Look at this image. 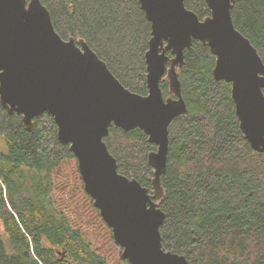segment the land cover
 <instances>
[{
	"label": "trees",
	"instance_id": "obj_1",
	"mask_svg": "<svg viewBox=\"0 0 264 264\" xmlns=\"http://www.w3.org/2000/svg\"><path fill=\"white\" fill-rule=\"evenodd\" d=\"M39 1L63 40H83L125 88L147 93L151 28L138 0ZM184 5L199 19L209 15L205 0ZM230 14L264 64V0H233ZM214 60L198 40L183 50L178 80L187 113L168 127L161 247L187 264H264V152L243 137L230 84L212 77ZM159 86L164 98L173 95L167 80ZM103 141L118 173L151 193L147 154L156 147L144 132L112 126ZM0 264H130L85 192L54 118L43 112L26 129L1 104Z\"/></svg>",
	"mask_w": 264,
	"mask_h": 264
},
{
	"label": "water",
	"instance_id": "obj_2",
	"mask_svg": "<svg viewBox=\"0 0 264 264\" xmlns=\"http://www.w3.org/2000/svg\"><path fill=\"white\" fill-rule=\"evenodd\" d=\"M205 2L209 15L199 19L184 0H138L151 28L144 54L147 93L139 95L125 88L83 40H63L39 0H0V104L20 114L26 129L43 112L54 118L57 138L69 144L85 192L130 264H187L183 255L161 247L164 213L157 203L163 194L168 127L187 113L178 69L192 40L214 55V81L230 84L243 137L264 152V64L232 23L233 0ZM161 80L168 81L175 98L163 97ZM112 126L124 132L138 128L155 145L147 154L151 193L118 173L103 141Z\"/></svg>",
	"mask_w": 264,
	"mask_h": 264
},
{
	"label": "flooded vegetation",
	"instance_id": "obj_3",
	"mask_svg": "<svg viewBox=\"0 0 264 264\" xmlns=\"http://www.w3.org/2000/svg\"><path fill=\"white\" fill-rule=\"evenodd\" d=\"M167 52H170V53H171L170 50H166V51H165V54H166V55H167ZM171 55H172V53H171ZM172 57H173V55H172L171 57H168V58L170 59V58H172ZM166 67H168V64H167ZM170 97L175 98L174 95H172V96H170Z\"/></svg>",
	"mask_w": 264,
	"mask_h": 264
}]
</instances>
